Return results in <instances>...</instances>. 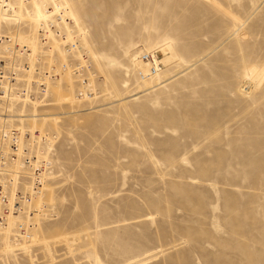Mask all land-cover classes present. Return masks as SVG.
Segmentation results:
<instances>
[{"label": "rangeland", "instance_id": "374dc122", "mask_svg": "<svg viewBox=\"0 0 264 264\" xmlns=\"http://www.w3.org/2000/svg\"><path fill=\"white\" fill-rule=\"evenodd\" d=\"M65 1L90 97L67 74L19 119L51 163L31 242L1 241L0 264H264V0Z\"/></svg>", "mask_w": 264, "mask_h": 264}, {"label": "built area", "instance_id": "2783aa9c", "mask_svg": "<svg viewBox=\"0 0 264 264\" xmlns=\"http://www.w3.org/2000/svg\"><path fill=\"white\" fill-rule=\"evenodd\" d=\"M28 1L24 0L26 3ZM13 2V0H0V9L12 10L11 3ZM58 16L59 14L54 17ZM48 27L47 21V23H42L38 31L43 43L49 34ZM52 28L57 34L64 33L56 25H53ZM74 36V41L65 44L67 50H72L77 45L82 49L78 33ZM0 42L4 47V57L0 58V103L3 102L0 105V243L7 225V216L10 213L21 215L20 220L13 228L11 239L14 243H24L27 240L29 242L32 237L34 210L31 212L29 204L34 196L42 192L44 176L46 170L50 168L51 161L46 155L50 141L48 135L39 130L33 133L26 121L19 120L21 117L19 110L26 109L24 112L29 115L32 112V106L30 100H27V103L24 102L25 98L40 100L47 97L46 74L48 72H46L47 69H44L43 60L35 79L26 80L25 76L21 78L22 74L30 70V62L25 55L29 53V50L26 46L15 44L12 35L2 29L0 30ZM81 51L83 52V49ZM12 54H15L13 59H11ZM82 56L84 55L82 54ZM84 57L86 59V56ZM139 59L148 63L146 70H137L139 79L151 78L161 68L162 61L156 50L140 53ZM86 60L87 63L70 62L74 73L79 74V78H81L79 80L82 82L79 89L80 95H85L88 91L87 86H89L90 78L85 76V71L87 69V72H90V68H88L89 60ZM16 93L20 96L15 97ZM10 95L14 96L11 99L15 103L14 106L3 101L5 96L10 97ZM45 103L43 101L40 106ZM11 107H14L15 110ZM14 167L20 170L18 176Z\"/></svg>", "mask_w": 264, "mask_h": 264}, {"label": "bare ground", "instance_id": "6f19581e", "mask_svg": "<svg viewBox=\"0 0 264 264\" xmlns=\"http://www.w3.org/2000/svg\"><path fill=\"white\" fill-rule=\"evenodd\" d=\"M14 2L11 3L12 5V10H3L0 9V30L4 27H11V26H16V29L14 30V33L12 34V37L14 38V42L15 44H18L20 46H26L27 49L29 50V53H26V57L28 58L29 62H30V70L27 71L26 73L22 74L21 78H23L25 76L26 80H32L35 79V75L37 72H39L38 69H41V66L38 67V63H42L43 60L45 63L49 64L47 66V70L46 72H48L47 75V92L46 94L49 96V94L54 93L55 87H57L60 82H62V79L67 75H74L75 78L79 77V74H75L72 68V65H70V62L68 60V63H62L60 65H54L51 64L54 59H55V54H60L62 56V60H65L66 57L69 55H76L77 57H74V61H80V63H87V60L85 59L84 56H81V50L79 48V46H74L75 48L72 50H67V48L65 47V44L67 42H71L74 41V32L78 33V35L81 37L82 42L84 43V45L87 47V53H90L93 56V52L91 49H89V47L87 46L83 35L81 33V31L79 30L78 26L76 25V22L74 21L72 14L69 11V7L66 3L65 0H29L27 3L24 2V0H13ZM20 8V10H24L28 16H29V20L32 21V26L34 25V29L32 31L29 30V28H27V30H22V28L20 27V25H22L23 21H19L16 22L12 25H7L6 22L7 20L11 19L15 13L17 12V9ZM58 17H54L55 15H58ZM72 20V21H71ZM49 23V34L47 36V40L43 43L42 40L40 39V36L38 35V31L40 29V27L42 26V23ZM72 22V23H71ZM53 25H56L57 27H60V30L64 31L63 34H57L55 29L52 28ZM29 27V26H28ZM17 33H19V35H28L30 36V38H35L38 44V51H37V47L33 46L30 40L27 41H23L21 38H18ZM62 33V32H61ZM48 45L47 50H45L43 47L44 45ZM45 45V46H46ZM15 56V54L11 55V59H13ZM4 57V47L3 44L0 42V58ZM42 59V61H41ZM141 60V59H140ZM142 61V60H141ZM146 65L145 69H141V70H146L147 69V65L148 63L144 62ZM64 65H66V67H64ZM38 70V71H37ZM140 70V69H138ZM160 71V69H159ZM159 71L153 75L151 78L148 79H139L138 81H148L153 79L158 73ZM53 72H55L57 75L58 74V78H54V74ZM91 75V74H90ZM260 78V77H259ZM58 79L56 86L54 85L53 80ZM90 79H92L90 77ZM246 79L248 81V84L251 83V81H257V78L255 77V73L252 69H248L246 72ZM77 80H81L77 79ZM88 97H90L89 94H86ZM85 95V96H86ZM92 95V94H91ZM16 96H20V94L16 93ZM12 95H10V97L5 96L4 97V102L5 103H9L11 104V106H14V102L11 100L12 99ZM50 99V97H49ZM27 100H30L31 106L33 107V104L39 103L42 104V102L45 99H34V98H25L24 102L27 103ZM24 103V104H25ZM3 104V102L0 103V105ZM23 104V106H24ZM48 104V102H47ZM12 109L14 107H11ZM15 110V109H13ZM20 112V119H27L31 117V114L26 115L24 111L19 110ZM31 127V130L33 131V133L35 131H38V129L36 127ZM41 132V131H40ZM50 143H51V139L49 141L48 146L50 147ZM44 157V156H43ZM15 168V170H14ZM12 168L16 175L18 176L20 170L16 169V167ZM11 169V170H12ZM44 187H45V182L43 184V189L42 192L33 197V199L31 201L34 202V206L36 207L34 210H36V213H34L33 218H35V223L37 220L38 216H42L43 212V206H41V197L43 195L44 192ZM11 199H13V197H11ZM37 199V202L39 203L38 206L35 205V201ZM31 204V202H30ZM32 212V210H31ZM21 215L20 214H13L10 213L7 216V225L4 228V236L2 237V245L6 244V241L9 242L10 244H19V243H14L11 239V233L13 232V228L15 226V224L17 223L18 220H20ZM35 227V226H34ZM34 235V230L32 232V237ZM31 237V239H32ZM31 239L29 240V242H31ZM28 241V240H27ZM26 241V242H27ZM14 253V251H13Z\"/></svg>", "mask_w": 264, "mask_h": 264}]
</instances>
